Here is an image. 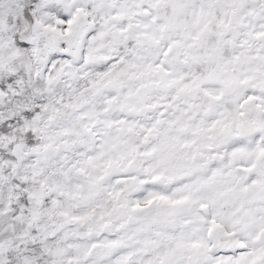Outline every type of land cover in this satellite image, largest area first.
Returning <instances> with one entry per match:
<instances>
[{"label":"snow or ice","instance_id":"1","mask_svg":"<svg viewBox=\"0 0 264 264\" xmlns=\"http://www.w3.org/2000/svg\"><path fill=\"white\" fill-rule=\"evenodd\" d=\"M0 264H264V0H0Z\"/></svg>","mask_w":264,"mask_h":264}]
</instances>
